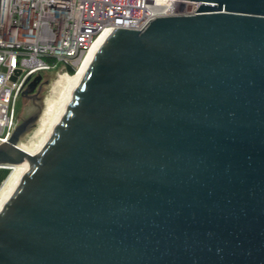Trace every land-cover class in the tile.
I'll use <instances>...</instances> for the list:
<instances>
[{
  "label": "water",
  "instance_id": "obj_1",
  "mask_svg": "<svg viewBox=\"0 0 264 264\" xmlns=\"http://www.w3.org/2000/svg\"><path fill=\"white\" fill-rule=\"evenodd\" d=\"M180 1L101 44L0 211V264H264V0Z\"/></svg>",
  "mask_w": 264,
  "mask_h": 264
},
{
  "label": "built area",
  "instance_id": "obj_2",
  "mask_svg": "<svg viewBox=\"0 0 264 264\" xmlns=\"http://www.w3.org/2000/svg\"><path fill=\"white\" fill-rule=\"evenodd\" d=\"M164 1L154 12L145 0H0V146L12 136L22 93L36 76L75 73L92 46L122 24L149 14L192 15L198 6Z\"/></svg>",
  "mask_w": 264,
  "mask_h": 264
},
{
  "label": "bare ground",
  "instance_id": "obj_3",
  "mask_svg": "<svg viewBox=\"0 0 264 264\" xmlns=\"http://www.w3.org/2000/svg\"><path fill=\"white\" fill-rule=\"evenodd\" d=\"M101 44L102 40L99 39L73 75L58 77L59 80L56 81L54 86V91L58 90L56 92L58 96L54 95L56 98L47 100L42 114L38 118V127L33 138L27 144L17 143V147L25 152L27 156H24L18 164L0 165V169L8 171L7 178L0 186V211L19 186L23 176L29 171V156H38L56 130L77 84Z\"/></svg>",
  "mask_w": 264,
  "mask_h": 264
},
{
  "label": "rangeland",
  "instance_id": "obj_4",
  "mask_svg": "<svg viewBox=\"0 0 264 264\" xmlns=\"http://www.w3.org/2000/svg\"><path fill=\"white\" fill-rule=\"evenodd\" d=\"M43 78H45V83L40 91L39 95V107L38 110L40 111L39 116L42 114V111L44 109V106L49 99L56 98L55 96H58L56 92L54 91V86L56 81L59 80L58 76L54 73H42ZM55 95V96H54ZM32 103L30 102V99H20L19 105H18V123L27 119L28 117L34 115L37 113V111L34 113V110H31ZM39 118V117H38ZM38 127V120L35 122V125L30 128L21 138L19 139V142L22 144H27L34 136V133ZM8 176V171L4 169H0V186L4 182V180Z\"/></svg>",
  "mask_w": 264,
  "mask_h": 264
},
{
  "label": "flooded vegetation",
  "instance_id": "obj_5",
  "mask_svg": "<svg viewBox=\"0 0 264 264\" xmlns=\"http://www.w3.org/2000/svg\"><path fill=\"white\" fill-rule=\"evenodd\" d=\"M45 81V80H44ZM44 81H42L41 82V85L39 86V88L37 89V92H36V96H35V98H33V99H30V102L32 103V108H31V110H34V113L38 110V107H39V95H40V91H41V89H42V87H43V85H44Z\"/></svg>",
  "mask_w": 264,
  "mask_h": 264
},
{
  "label": "trees",
  "instance_id": "obj_6",
  "mask_svg": "<svg viewBox=\"0 0 264 264\" xmlns=\"http://www.w3.org/2000/svg\"><path fill=\"white\" fill-rule=\"evenodd\" d=\"M69 74H70V75H73L74 72H73L72 70H69Z\"/></svg>",
  "mask_w": 264,
  "mask_h": 264
}]
</instances>
